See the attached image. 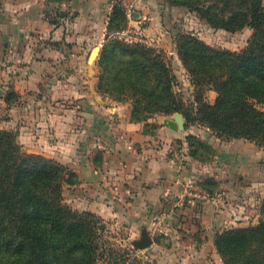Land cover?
Here are the masks:
<instances>
[{"label":"crops","instance_id":"1","mask_svg":"<svg viewBox=\"0 0 264 264\" xmlns=\"http://www.w3.org/2000/svg\"><path fill=\"white\" fill-rule=\"evenodd\" d=\"M156 2L162 0H138L143 11L139 17L150 14L146 42L174 55V38L171 43L156 42L163 22ZM116 3L0 0V73H16L18 80L27 79L28 93H38L33 103L38 123L31 129L37 136L35 152L51 156L79 176L83 211L120 217L126 207L130 219L143 226L151 223L158 237L146 231L154 241L152 248L165 255L161 264H214L216 235L232 223L231 202H222L223 194L216 191L240 187L234 185L232 172L239 171L244 156L228 148L219 151L200 134L183 136L185 126L175 131L166 125L171 119H164L156 133L148 132L146 122L131 119L132 101L117 102L99 91L98 71L91 75L87 68L88 63L98 64ZM89 75L93 80L87 88ZM0 91L3 97L6 91ZM3 100L9 103L5 96ZM188 135L198 136L218 154L205 160L192 157ZM192 181L216 183L210 190L201 185L214 198L184 200ZM168 238L171 243L166 245ZM175 254L180 258L173 259Z\"/></svg>","mask_w":264,"mask_h":264},{"label":"trees","instance_id":"2","mask_svg":"<svg viewBox=\"0 0 264 264\" xmlns=\"http://www.w3.org/2000/svg\"><path fill=\"white\" fill-rule=\"evenodd\" d=\"M168 1L196 12L211 28L254 31L240 53L214 49L187 32L175 36V49L197 83L205 81L218 93L214 104L202 103L194 121L187 116V125L204 126L221 140L244 139L264 146V112L257 106L264 103V1ZM126 18L124 8L116 3L98 65L107 69L111 52L122 50L130 57L125 70L129 72L99 73V91L121 97L120 102L132 101L134 122L146 120L139 116L142 111L153 112L145 100L167 99L170 112H182L172 99L177 79L167 54L112 38L114 30L127 29ZM111 81L120 85L112 86ZM186 142L196 159L214 154L198 136L188 135ZM66 184H79L68 166L25 154L14 132L0 131V264H99L94 221L98 216L71 209L65 202ZM201 185L210 190L205 182ZM215 245L225 264H264V220L255 227L224 230L216 236Z\"/></svg>","mask_w":264,"mask_h":264},{"label":"rangeland","instance_id":"3","mask_svg":"<svg viewBox=\"0 0 264 264\" xmlns=\"http://www.w3.org/2000/svg\"><path fill=\"white\" fill-rule=\"evenodd\" d=\"M155 5L159 6L156 8L158 10L157 14L158 16L160 14L163 20L161 30H159L162 34L156 35V38L153 36L158 44L163 41L164 44L171 43L177 34L187 32V34L192 33L214 49L240 53L247 47L248 42L253 37L254 31L250 27H246L235 33L223 29L211 28L196 12L191 11L183 5L174 4L171 1L169 2L168 0H162L161 4H157L156 2ZM136 11L139 13L141 10ZM147 16V18H145L146 28L149 27L151 23L149 21L150 14ZM126 19L128 21V27L129 20L128 18ZM123 25L124 23L121 24V26ZM132 25H134V23H132ZM158 27H160V24ZM124 32L125 30H114L111 36L115 40L124 41L128 44L137 43L159 49L146 42L149 39L147 38L148 36L144 42H132L125 38ZM173 43V50L176 54L174 53V55H171L169 51H163L169 57L173 73L177 79L173 87V97L172 95L171 97L175 100L176 107L180 108L182 112H170L167 99H163V101H160V99L145 100L144 104H147V107L151 108L153 112L142 111L139 116L146 119L144 122H146V129L148 132L156 133L160 129V123H163L164 119L172 120L177 114L182 115L185 121L187 116L192 117L191 119L194 121L195 118L199 117V109L202 103L212 105L218 97V93L214 91L211 84H207L205 81L202 82L201 85L197 83L196 77L191 75V70L186 67L178 56L175 50V40ZM129 58V54L122 50L112 51L106 61L108 64L107 69L101 68L98 64L97 66H93V64L88 63V73L93 75L94 71H98L100 74H107V70L112 73H128L129 70L128 72L125 70L127 69L126 62ZM72 67L75 68L73 65ZM73 74L74 77L77 75L75 73ZM15 75L16 73H0V88L6 91V94L3 95L9 102H3L4 96L1 97L0 95V131L14 132L25 154L39 155L35 152L38 148L37 136L31 131L33 128L32 125H36L35 122L38 123V121H35L37 120L38 112H35L36 110L33 107L34 101L38 100L36 96L38 93L34 95L28 93L29 87H27L26 84L27 79L18 80ZM74 80L76 79L73 78V81ZM92 80V76L89 75L87 88L92 85L90 82ZM111 85L118 87L120 84H118L117 81H111ZM108 96H110L112 100L120 102L118 99L121 97H117L113 95V93ZM164 106L167 107L166 110L162 109ZM257 106L259 110L264 112V103H257ZM181 133L183 136L189 133L200 134L201 137L216 144L219 151L228 148V151L235 150L238 154L242 153L244 157L240 160L239 171L237 172L236 170L235 173L237 174L232 172V179L235 181L234 185L240 184V187L237 186L236 191L234 190L235 186H233L230 190L222 189V191H216V193L220 192L219 194H223L224 200L222 202L225 204L231 202L228 213L229 216H232V223L230 224L231 227L229 226L227 229L251 228L259 225V223L264 220V146L261 147L256 143L244 139H237L241 141L239 142V146H237V144L233 145L231 142L235 139L231 141L225 139L221 140L222 138L218 139L212 130L204 126H199L197 123L195 125L186 124L185 130L181 131ZM218 150H213L214 154H218ZM200 153L204 154L199 150V154ZM238 154L233 156V158L237 157ZM43 157L55 161L51 156L45 155ZM56 162L61 163L57 160ZM234 165L236 167L238 164ZM77 177L79 176L77 175ZM208 186L210 189H215L216 183ZM64 190L66 204L75 211L83 212L82 209L84 205L82 203L83 199L80 197L79 185L70 186L66 184ZM185 204L186 202L183 203V206ZM184 207L187 206L185 205ZM128 211L129 209L126 207L121 209L123 215L120 217L111 215L103 217L101 214L95 213L98 216L94 221L98 227L99 250L97 258L99 264H161V258H164L165 255L159 254L161 252H159L160 250H158V248L154 250L151 246L150 248L137 250L134 247L133 243L141 238L142 231L147 230L155 239L158 237V233L153 230L154 228H152L151 223H148V225L145 223L143 226V222L130 219L127 215ZM178 231L184 232L185 234L188 233L182 228ZM164 243L168 245L171 241L168 238ZM229 249L230 247L226 249L227 255H230ZM216 250L217 253L213 260L214 264H225L217 247ZM175 257L180 258L177 254L173 255L172 258L174 259ZM176 262H179V260L177 259Z\"/></svg>","mask_w":264,"mask_h":264},{"label":"built area","instance_id":"4","mask_svg":"<svg viewBox=\"0 0 264 264\" xmlns=\"http://www.w3.org/2000/svg\"><path fill=\"white\" fill-rule=\"evenodd\" d=\"M125 10L129 25L125 30V38L129 41L144 42L146 34V21L145 18L139 17L138 0H116ZM134 23V25H132ZM186 198L190 203L196 201H210L214 198L210 192L206 191L200 184L192 181L189 182L186 192L184 194V200Z\"/></svg>","mask_w":264,"mask_h":264},{"label":"water","instance_id":"5","mask_svg":"<svg viewBox=\"0 0 264 264\" xmlns=\"http://www.w3.org/2000/svg\"><path fill=\"white\" fill-rule=\"evenodd\" d=\"M166 125L168 127H170L171 129L178 131L179 129L184 128L185 120H184L182 115L177 114L174 119L167 120ZM153 243H154V241H153L152 237L150 236V234L146 230H144L141 233V238L139 240L135 241L133 244L137 250H142V249H146V248L151 247L153 245Z\"/></svg>","mask_w":264,"mask_h":264}]
</instances>
